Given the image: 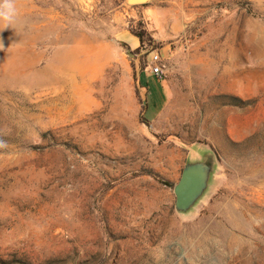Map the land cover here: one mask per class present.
<instances>
[{
  "label": "rangeland",
  "instance_id": "1",
  "mask_svg": "<svg viewBox=\"0 0 264 264\" xmlns=\"http://www.w3.org/2000/svg\"><path fill=\"white\" fill-rule=\"evenodd\" d=\"M18 8L0 31V264H264V0ZM194 155L216 167L181 214Z\"/></svg>",
  "mask_w": 264,
  "mask_h": 264
},
{
  "label": "water",
  "instance_id": "2",
  "mask_svg": "<svg viewBox=\"0 0 264 264\" xmlns=\"http://www.w3.org/2000/svg\"><path fill=\"white\" fill-rule=\"evenodd\" d=\"M127 6L147 4L150 0H123ZM146 1V2H143ZM207 162H186L179 180L173 187L174 207L178 213H187L201 199L208 187L209 175L216 167V159L207 156Z\"/></svg>",
  "mask_w": 264,
  "mask_h": 264
},
{
  "label": "clouds",
  "instance_id": "3",
  "mask_svg": "<svg viewBox=\"0 0 264 264\" xmlns=\"http://www.w3.org/2000/svg\"><path fill=\"white\" fill-rule=\"evenodd\" d=\"M21 26L18 0H0V31L11 28L14 31ZM0 49L3 43L0 42ZM0 146H3L0 142Z\"/></svg>",
  "mask_w": 264,
  "mask_h": 264
},
{
  "label": "built area",
  "instance_id": "4",
  "mask_svg": "<svg viewBox=\"0 0 264 264\" xmlns=\"http://www.w3.org/2000/svg\"><path fill=\"white\" fill-rule=\"evenodd\" d=\"M166 59L158 52L153 53L148 62V71L152 76L162 80L165 77L164 62Z\"/></svg>",
  "mask_w": 264,
  "mask_h": 264
},
{
  "label": "trees",
  "instance_id": "5",
  "mask_svg": "<svg viewBox=\"0 0 264 264\" xmlns=\"http://www.w3.org/2000/svg\"><path fill=\"white\" fill-rule=\"evenodd\" d=\"M135 37L139 40L140 44L143 43V36L141 34H137Z\"/></svg>",
  "mask_w": 264,
  "mask_h": 264
},
{
  "label": "crops",
  "instance_id": "6",
  "mask_svg": "<svg viewBox=\"0 0 264 264\" xmlns=\"http://www.w3.org/2000/svg\"><path fill=\"white\" fill-rule=\"evenodd\" d=\"M199 158H197V157H195V155H194V157L191 159L192 161H197Z\"/></svg>",
  "mask_w": 264,
  "mask_h": 264
},
{
  "label": "bare ground",
  "instance_id": "7",
  "mask_svg": "<svg viewBox=\"0 0 264 264\" xmlns=\"http://www.w3.org/2000/svg\"><path fill=\"white\" fill-rule=\"evenodd\" d=\"M54 77H55V76H54ZM64 77H65V76H64ZM60 78H61V77H60ZM60 78H59V79H60ZM66 80H67V79H66Z\"/></svg>",
  "mask_w": 264,
  "mask_h": 264
}]
</instances>
